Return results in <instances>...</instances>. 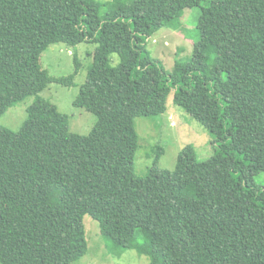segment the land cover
Segmentation results:
<instances>
[{
	"label": "trees",
	"instance_id": "trees-1",
	"mask_svg": "<svg viewBox=\"0 0 264 264\" xmlns=\"http://www.w3.org/2000/svg\"><path fill=\"white\" fill-rule=\"evenodd\" d=\"M196 6L192 55L169 71L148 40ZM71 32L98 45L74 101L97 116L88 135L40 96L75 84L79 59L61 77L40 61ZM171 93L214 135V154L186 145L171 171L158 146L138 175L133 115ZM32 94L19 131L0 124V263L78 262L89 214L108 244L149 264H264V0H0V116Z\"/></svg>",
	"mask_w": 264,
	"mask_h": 264
},
{
	"label": "rangeland",
	"instance_id": "rangeland-1",
	"mask_svg": "<svg viewBox=\"0 0 264 264\" xmlns=\"http://www.w3.org/2000/svg\"><path fill=\"white\" fill-rule=\"evenodd\" d=\"M99 1L106 3L111 0ZM205 4L206 2L202 5ZM200 14L199 6L187 8L180 20L179 28L164 27L149 38L148 49L151 55L161 59L169 71L173 69L177 57L184 59L191 57L193 42L198 37L197 23ZM97 46L96 43L78 42L77 34L71 32L63 42L50 45L40 60L43 68L47 69L51 76L61 77L74 73L75 58L79 59L81 65L73 86L54 82L42 91L40 96L50 100L60 112L66 114L70 131L81 135H88L97 123V116L94 113L74 105L93 65ZM120 61L117 53L109 56V65L112 67L118 66ZM35 99L36 95L32 94L14 103L0 116V124L13 131H19L27 118V108ZM133 117L139 136V147L134 163L138 175L145 174L148 167L152 166L158 146L164 149L159 167L171 171L176 168L178 156L186 145L194 147L201 161L209 159L214 154V135L175 103L174 93L166 96L158 105L136 111ZM256 181L264 186V171L256 177ZM83 222L88 251L74 264H149V257L139 254L135 249L121 250L113 247L110 242L108 244L102 235L99 222L89 214L84 217ZM254 253L264 259V246L256 248Z\"/></svg>",
	"mask_w": 264,
	"mask_h": 264
}]
</instances>
